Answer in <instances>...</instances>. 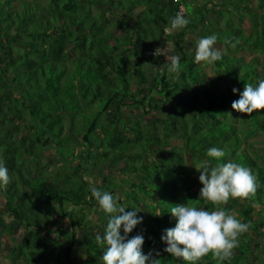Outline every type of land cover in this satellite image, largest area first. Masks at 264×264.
<instances>
[{"label":"trees","instance_id":"trees-1","mask_svg":"<svg viewBox=\"0 0 264 264\" xmlns=\"http://www.w3.org/2000/svg\"><path fill=\"white\" fill-rule=\"evenodd\" d=\"M178 13L188 25L165 34ZM188 29L217 36L216 76L206 79L180 43ZM159 52L181 57L177 78ZM261 79L264 0H1L0 161L10 181L0 193L11 217L0 216V237L10 239L3 255L12 264H103L95 235L109 214L91 197L96 186L119 196L125 211L140 208L142 222L128 237L143 235L142 251L156 264H189L160 239L178 203L224 210L249 225L229 259L209 252L195 264H264V109L231 108L245 84ZM50 147L68 171L45 165ZM211 147L251 169L255 195L219 207L199 198L196 165L219 162L206 155Z\"/></svg>","mask_w":264,"mask_h":264},{"label":"clouds","instance_id":"clouds-1","mask_svg":"<svg viewBox=\"0 0 264 264\" xmlns=\"http://www.w3.org/2000/svg\"><path fill=\"white\" fill-rule=\"evenodd\" d=\"M188 23L189 20L178 13L170 18L168 31L171 33L182 29ZM216 42L215 34L198 38L194 63L204 62L211 65L222 59V51L215 47ZM156 54L166 57L167 72L177 78L181 71V57L163 52ZM237 91V88H232L233 93ZM231 108L245 114L264 109V79L255 85L245 84L239 98L232 101ZM206 155L219 162L212 166L211 161L201 160L196 165L195 169L199 171L198 181L202 185L199 198L219 207L227 204L230 198L247 199L255 195L258 182L250 168L231 159L222 160L227 155L223 148L211 147ZM9 181L8 169L0 161V187L6 186ZM90 193L101 211L109 214L103 233L95 235L96 244L104 249L103 264H156L151 253L142 251L143 235L128 237L133 228L142 222V217L137 215L140 208L131 207V210L125 211L126 206L118 203L119 196L96 186L90 187ZM169 213L175 219V224L163 230L160 237L166 245L163 250L189 264H195L209 252L220 261L229 259L232 250L238 247V237L249 227L247 223L224 210L209 211L185 203L175 204Z\"/></svg>","mask_w":264,"mask_h":264},{"label":"rangeland","instance_id":"rangeland-1","mask_svg":"<svg viewBox=\"0 0 264 264\" xmlns=\"http://www.w3.org/2000/svg\"><path fill=\"white\" fill-rule=\"evenodd\" d=\"M212 1H216V2H220V0H212ZM1 2V0H0ZM257 2V0H251V4L252 5H255ZM2 7V6H1ZM208 7L210 9V12L209 14L210 15H213L215 13H217V10L218 8L215 7L214 5H211V4H208ZM109 8V11H113V8L112 7H108ZM181 11L183 12V8L181 7ZM108 10V9H107ZM100 12V11H103V7L100 6L99 9L98 8H93L92 9V13L95 14L96 12ZM107 14V18L108 20L110 21L111 18H112V14L111 12H108L106 13ZM203 24V22H202ZM202 24L200 25V27L198 28L199 30L202 28ZM125 30H123L122 28H117L115 30V34H120L121 32H124ZM169 31L168 29L165 31V34H167ZM199 35H198V30H193V29H188L186 30V35L185 37H183L182 39H180V43L186 47L188 50H192V52L195 51V45H196V42L198 40ZM175 40V39H172V41ZM167 41H170L169 43H171V39H167ZM173 43V42H172ZM215 47H217L218 49L222 50V46L218 43H216ZM148 56V54L146 55ZM198 65H202V71L203 73L205 74V78H212L215 75V70H214V67L209 65V64H205L204 62H200L198 63ZM204 65V66H203ZM151 68H153V70L155 69V66L154 64L151 65ZM214 75V76H212ZM219 86L220 88H225V82L224 80H220L219 82ZM80 146V145H78ZM44 162H46L45 165H48L47 167H49L51 169V172L53 173L54 171L55 172H66L68 171L67 170V159L66 158H63V154H60L57 156L56 154V150L52 147L48 148L47 151H46V161L44 159H42ZM114 170L113 167L109 166L108 168H104L102 169V171L99 173V174H105V173H110ZM53 175V174H52ZM94 177H96L98 180L100 179V176H98L97 174H93ZM4 200L3 198L1 197V193H0V216L1 218L4 220V221H9L10 220V215L6 212V209L4 207ZM89 217L91 218H94V214L93 213H90L89 214ZM77 233H78V236H77V241H76V246L77 248L75 249V255L74 257L76 259H80L82 256H83V250L82 249H78V247L80 246V239H81V236L79 235L80 233V230H77ZM7 239L6 241L10 242V239L9 237L5 236V234H2V236L0 237V264H12L10 259L6 256V255H3V252H4V249H5V245L3 243V240L4 239ZM11 244V243H10Z\"/></svg>","mask_w":264,"mask_h":264}]
</instances>
